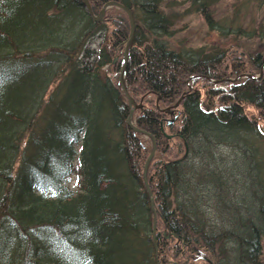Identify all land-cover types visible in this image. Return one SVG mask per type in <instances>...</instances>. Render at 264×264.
I'll use <instances>...</instances> for the list:
<instances>
[{
  "label": "trees",
  "instance_id": "16d2710c",
  "mask_svg": "<svg viewBox=\"0 0 264 264\" xmlns=\"http://www.w3.org/2000/svg\"><path fill=\"white\" fill-rule=\"evenodd\" d=\"M88 1L95 16L111 1L133 13L125 85L141 107L129 126L121 9L95 22L82 0H0V264H264V53L245 50L222 73L225 49L167 40L183 18L171 9L187 5L222 37L264 43V0H234L228 23L215 19L223 0ZM188 78L230 82L202 99ZM133 127L175 149L149 163L153 209L152 143Z\"/></svg>",
  "mask_w": 264,
  "mask_h": 264
},
{
  "label": "rangeland",
  "instance_id": "374dc122",
  "mask_svg": "<svg viewBox=\"0 0 264 264\" xmlns=\"http://www.w3.org/2000/svg\"><path fill=\"white\" fill-rule=\"evenodd\" d=\"M233 2H234V0H223L222 2H220L216 7L217 13L215 15L216 16L215 19L218 20V18H222V19L224 18L225 23L230 22L231 18H233L232 16H234L233 11L235 8L232 6ZM186 10H187V5L176 6V7H174L173 10L171 9V11H174V13H176L177 15L179 14L180 17H183L182 19H180L179 21L176 22V24L174 26V31H175L174 35L172 37H170L169 39H167L168 43H170L172 47H174L176 49H179L178 47H181V49H183V50H189V51H192L194 53L200 49H204V51L207 53H211L212 51L216 50L217 48L225 49V51H227V55H225V59H224L225 62H223L224 65L220 66V68H219V70L222 73L223 72L229 73V71L231 70V67L233 66V63L236 65H239L241 60H237V57L239 54H241V52L244 53L245 50L248 51L249 49H251V50H258L259 49V51H262L264 53V43L262 41H260L258 39L244 40L243 38H238V36L234 37L232 35L222 37L225 34H222V33L220 34V32L217 30H215V31L209 30L208 27L205 25V22L203 21V19L199 15L190 14V15L184 16V12ZM242 15L243 14L240 15V19H242ZM238 19H239V17H238ZM258 19H259V17H256V23L259 22ZM249 20L250 19H248V17H247L246 21L248 22ZM105 23H106L107 27L109 25V28L111 30L112 26H111L110 22H108V23L105 22ZM222 31L225 33L228 32L224 29H222ZM99 42H100L99 36H95L94 38L91 39L89 46L92 48L97 47V46H99ZM190 54H188V55H190ZM235 56H236V58H235ZM119 58L122 59V56ZM119 58L114 59V63H113L114 66H117ZM239 59H241V58H239ZM247 62H249V61L246 60L243 65L247 66L248 65ZM113 68L114 67H112V69ZM254 72L255 71L253 70L252 73L254 74ZM260 74H264L263 69L261 70ZM255 76H257V75H255ZM189 80L190 79L188 78V80L185 81L186 87L184 89L190 90V91L200 90L202 99H204L205 91L207 89H209L211 87H212V89L221 88V86H220L221 82L222 83L225 82L226 84H228L230 82V78H224L222 81L214 79V78H209V80H204V81L198 80L195 82H191ZM215 100H217V98ZM136 105H141V102L137 103ZM176 106H177V108L179 107V109H180L179 104L172 106L171 108L175 109ZM169 108H167L165 110H161V111H164L167 114H172V110H171V108L170 109ZM138 109H140V108L134 109L132 111V113L134 112L135 114H137ZM246 110L250 114H253L256 117H258V115H257L258 113L253 108L248 107ZM164 119H165V117H164ZM169 119H171V118H169ZM133 122H134V116L132 118V115H131L130 116V123L133 124ZM164 133L167 135L165 137V140L167 141V143L169 145H173L174 143L177 142V140H175V138L172 136L171 131H168L165 128ZM142 136H143L142 139L148 144V146H151L152 142H151L150 138L146 135H142ZM155 146H156V144H155ZM76 151H78L77 153H79V151H80L79 146H76ZM224 151H226V150H224ZM174 152H175L174 148L170 149L169 154H167V152L164 153L163 150H161V149L155 148V152H154V155H153L151 161H153L154 158H155V160H159L158 158H159L160 154H161L162 159L168 158L167 156L173 157ZM162 154H164V155H162ZM80 180L81 179L79 176L73 175L68 179L67 186L74 190L78 187ZM262 244H263L262 245V247H263V250H262L263 251V259H264V242Z\"/></svg>",
  "mask_w": 264,
  "mask_h": 264
},
{
  "label": "water",
  "instance_id": "95a60500",
  "mask_svg": "<svg viewBox=\"0 0 264 264\" xmlns=\"http://www.w3.org/2000/svg\"><path fill=\"white\" fill-rule=\"evenodd\" d=\"M82 3H83V6H84V10H85V13L95 22H99L102 20L103 16H104V12L106 11L107 8H110V7H116V8H119L121 9L124 13H126L127 17H128V20H129V25H130V32H129V37L126 41V44H125V48H124V51H123V57H122V67H121V70H120V74H119V84L121 86V89L125 95V97L127 98V101H128V104L131 108V111H130V116L132 115V111L134 109H137V108H140L141 105H136L134 99H132L128 92H127V89H126V85H125V72H126V62H127V59H128V52H129V49L131 48L132 44H133V38H134V32H135V19H134V16H133V13L126 7H124L123 5L117 3V2H114V1H111V2H108L106 3L101 11L99 12L98 16H95L91 10V7H90V3L88 0H82ZM114 62V61H113ZM182 99V98H181ZM181 99L179 101H177L176 105L180 103ZM130 116L128 118V125H130ZM134 131L138 132V133H142L143 135H146L148 137H150V135L147 133V132H144V131H140L136 128H134ZM152 139V150H151V153L149 154L148 158L146 159V162H145V166H144V171H143V179H144V185L146 187V190L148 191V194L149 196L151 197V193L149 192L148 190V185H147V182H146V171H147V166L148 164L150 163L153 155H154V152H155V141L154 139L151 137ZM151 207L153 209V201L151 200ZM154 212V210H153ZM155 229H156V215H155V212H154V215H153V225H152V238L154 239L155 238Z\"/></svg>",
  "mask_w": 264,
  "mask_h": 264
},
{
  "label": "bare ground",
  "instance_id": "6f19581e",
  "mask_svg": "<svg viewBox=\"0 0 264 264\" xmlns=\"http://www.w3.org/2000/svg\"><path fill=\"white\" fill-rule=\"evenodd\" d=\"M181 98H183V97H181ZM180 98V99H181ZM179 99V100H180ZM182 100V99H181ZM177 103V102H176ZM176 103L173 105V106H175L176 105ZM152 147H153V145H152ZM76 148V147H75ZM155 148H156V146H155ZM151 150H152V148H151ZM78 152V151H77ZM79 154V153H78ZM146 162V161H145ZM145 162H144V165H143V169H142V178H143V171H144V166H145ZM148 166H149V164H148ZM148 166H147V170H148ZM146 182H147V171H146ZM143 183H144V179H143ZM147 185H148V183H147ZM144 187H145V185H144ZM145 189H146V187H145ZM148 190H149V192L151 193V191H150V189H149V186H148ZM147 191V190H146ZM147 193H148V191H147ZM148 196H149V194H148ZM149 198H150V200H152V194H151V197L149 196Z\"/></svg>",
  "mask_w": 264,
  "mask_h": 264
}]
</instances>
